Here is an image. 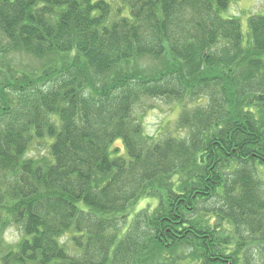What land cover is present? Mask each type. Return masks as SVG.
I'll use <instances>...</instances> for the list:
<instances>
[{"label": "trees", "instance_id": "16d2710c", "mask_svg": "<svg viewBox=\"0 0 264 264\" xmlns=\"http://www.w3.org/2000/svg\"><path fill=\"white\" fill-rule=\"evenodd\" d=\"M233 2L0 0V54L37 59L0 58V264H264V15L244 33ZM140 94L198 98L187 141L149 136Z\"/></svg>", "mask_w": 264, "mask_h": 264}, {"label": "rangeland", "instance_id": "374dc122", "mask_svg": "<svg viewBox=\"0 0 264 264\" xmlns=\"http://www.w3.org/2000/svg\"><path fill=\"white\" fill-rule=\"evenodd\" d=\"M113 4L114 16L118 17V9L124 6L123 0H110ZM125 9L123 12H125ZM127 11V9H126ZM226 17H238L242 23L243 31L246 33L248 31V19L252 15H264V0H234L232 5L224 13ZM2 67L9 68L13 66L22 67L25 70H30L31 65L35 64L36 58L28 55L26 52H13L10 55H1ZM4 58V59H3ZM3 59V60H2ZM165 58L163 60L157 59L153 56H143L138 58L134 62L125 65L126 70L136 68H141L148 71L149 73L156 74L165 65ZM40 62H46L40 59ZM169 66V65H168ZM137 74V73H135ZM197 99L191 100V97H186L185 99L173 98L171 96H147L146 94H140L136 97V104L134 106V115L136 120L144 126V131L152 136L154 140L162 141L169 137H177L182 140H186L185 136L190 128L185 127V124L181 121L185 111L189 110L195 106ZM205 102L204 96L200 104ZM196 103V104H195ZM187 141V140H186ZM34 145V144H33ZM27 151L29 157H42L50 158L51 155L49 148L44 141L34 145ZM118 146L123 147L121 142L117 143ZM124 152V150H122ZM161 194L164 195L163 191ZM165 196V195H164ZM160 201L159 194H147L141 199L137 204L135 209L141 207L153 208ZM3 227H0V232ZM20 229L18 226L11 225L4 231V237L8 240L12 247L13 244L17 243L20 235ZM72 233H67L63 236L60 241L66 246H69L71 251H74V245L72 243ZM259 258V257H258Z\"/></svg>", "mask_w": 264, "mask_h": 264}]
</instances>
